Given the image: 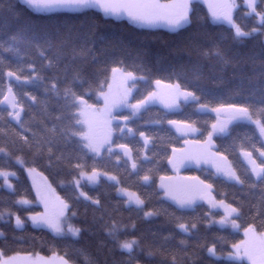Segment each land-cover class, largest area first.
Here are the masks:
<instances>
[{"label": "snow or ice", "instance_id": "1", "mask_svg": "<svg viewBox=\"0 0 264 264\" xmlns=\"http://www.w3.org/2000/svg\"><path fill=\"white\" fill-rule=\"evenodd\" d=\"M19 3L33 13L86 15L89 10H95L105 18H126L130 24L141 28L164 27L171 32H178L192 25L196 0H19ZM205 3L210 13V22L227 26L234 41L264 36V7H261L264 0H243L245 17L254 21L250 30H245L236 21L234 13L240 7L236 0H212L210 3L205 0ZM10 39L16 40V37ZM5 43L0 40V49L13 53L15 62L0 60V158L14 161L32 179L35 201L20 197L15 204H36L42 207L43 211H32L26 207L29 212L27 220L34 229H46L54 237H71L76 240L85 231H90L88 227L72 223L77 218L78 211L73 209L70 200L57 195L46 179L42 178L43 182L37 183L35 177H42V174L36 165L44 161L50 169L67 170L70 176L67 183L74 187L76 203H85V213L89 205L93 209L91 225L98 227L102 238L96 242L95 255L85 249L79 250L84 264H139V252H144L149 257L155 256L166 250L168 242L175 239L176 233L169 232L156 247L142 243L138 237L129 239L130 232L136 231V223L132 221L128 224L122 219L114 218V214H119L122 209L135 211L137 214L142 212L144 220L165 216L166 221L174 224L185 237L179 239L176 249L169 253L171 259L167 264H185L184 257L178 256V253L188 247L186 237L194 235L201 222L199 217L185 219V214L195 212L203 205H207L209 209L204 213L208 223L219 224L221 227L230 225L234 232H240L241 229L243 231V239L232 243L231 250L226 254H218L215 243L207 246L209 257L214 261H224L225 264H264V142L259 147L253 144L252 150L241 147L240 155L247 163L241 173L228 156L216 148L213 139L215 135L225 134L233 123H247L255 126L259 139L264 141V59L259 61V72L249 80L250 83H255L250 97H245V101L241 103H222L210 108L208 104L200 103V97L195 91L188 90L180 83V74L175 72L173 75L176 83L155 79V88L147 91L142 98H136L133 94L136 81L147 82L146 78L138 77L133 71L118 66L123 61H115L110 70L107 66H100L89 74L84 64L77 65L75 61L78 58L84 59L91 49H77L73 46L65 52L69 41L64 38L59 42L48 40L43 45H35L42 61L38 70L26 49L22 54L19 48L11 45L5 47ZM209 54L215 55L222 66L236 67L218 45L213 47L211 53H204L205 56ZM92 59L95 60V57ZM46 72H51L52 75L48 76ZM196 78L199 79L198 76ZM24 85L42 89L44 99L40 100L28 91H23L21 95ZM93 95L96 97L95 101L92 100ZM22 96L27 97L32 104H27ZM49 96L63 101L59 105V114L55 116L57 123L48 127L41 119L38 122L39 128L34 127L35 115L26 119L25 113L31 111L32 105L39 104L44 115L49 116ZM181 99L184 102H195L198 111L214 112L216 120L211 123V130L204 140L195 138L196 134L203 133L194 123L167 120L179 137L183 138L184 144L194 145L195 151L189 147H172L171 155H167L166 151L163 155H155L161 159L166 157L173 172L178 173L180 167L193 162L197 166L210 165L212 171L206 179L160 175L157 183L154 177L158 168L144 169L139 162L140 157L134 155V152L148 149L154 136L139 131L143 149L138 146L130 147L129 141L134 140L137 130L129 127V123L150 104L159 101L166 112H171L178 107ZM163 122V118L155 121L157 124ZM159 139L166 148L168 141L165 137L160 136ZM60 144H74V151L58 149L57 145ZM26 154H30V159L25 158ZM113 158L117 167L124 165L125 172L130 164L131 171L128 175L137 177L139 187L146 191L151 189L147 196L157 198L162 205L167 203L172 210L160 207L145 211L146 199L137 191L130 190V187L122 186L119 176L107 170ZM150 159L148 156L143 157L144 161ZM16 176L15 171L0 167V178L11 191L15 189L9 178ZM102 177L115 187L117 197L120 198L111 209L102 204L99 194L93 197L83 190L85 181L89 186L98 187L102 183ZM214 179H222L227 184L246 189V195L251 194L250 198L236 200L235 203L228 200L226 193H221L220 198H217L214 184L208 182ZM98 210L102 211L96 215ZM216 216L219 219H215ZM4 217H8L6 223L14 219L17 230L22 231L26 227V221L8 208L0 209V219ZM91 234L96 235L97 232ZM152 235L155 237L157 233L153 232ZM0 239L7 240L3 231H0ZM0 264H70V261L66 255H54L46 259L37 254L33 258L19 253L8 255L0 249Z\"/></svg>", "mask_w": 264, "mask_h": 264}, {"label": "trees", "instance_id": "2", "mask_svg": "<svg viewBox=\"0 0 264 264\" xmlns=\"http://www.w3.org/2000/svg\"><path fill=\"white\" fill-rule=\"evenodd\" d=\"M238 1L240 7L234 13L236 21L245 30H250L254 21L245 17L243 2L242 0ZM204 6L201 1L196 0L192 25L178 32H171L163 27L141 28L130 24L125 18H105L95 10H89L86 15L39 14L25 9L19 0H0V33H2L0 40L6 42L5 47L11 45L19 48L22 54L26 49L38 70L41 68L42 61L37 54L35 45H43L48 40L59 42L64 38L69 41L68 46L64 49L65 52H68L73 46L77 49H91L84 59L78 58L75 61L77 65L84 64L89 74L94 73L96 68L100 66H107L110 70L115 61H123L118 66L127 71H133L137 76L146 78L147 82L145 80L136 81L133 91L136 98H142L143 95L147 94V91L152 90L155 79L175 83L176 77L173 75L175 72L180 74V83L188 90L195 91L202 104L216 107L222 103L244 102L245 97L252 95L255 87V83H250L249 80L259 72V61L264 59L262 36L246 38L239 42L234 41L227 26L210 22L209 13ZM261 7H264V4ZM13 36L16 37V40L10 39ZM216 45L236 64V67L232 65L222 66L215 55H204L205 51L211 53ZM93 56L95 60L92 59ZM0 60L6 63L15 62L13 53L3 49H0ZM46 74L52 75L51 72H46ZM197 76L199 79L196 78ZM100 78L103 77L100 76ZM23 91L30 92L40 100L44 99L42 89L24 85L21 95ZM22 99L27 104H32L31 101L27 100V97L22 96ZM48 99L49 116L44 115L39 104L32 105L31 111L25 113L26 119L35 115L36 124L34 127L39 128L38 122L41 119L48 127L57 123L55 116L59 114V105L63 104V101L51 96ZM95 99L96 97L93 95L92 100L95 101ZM133 102L135 101L133 100ZM197 109V104L192 101L181 102L177 110L171 112H166L162 106L153 103L129 123V127L137 130L134 140L129 141L130 147L138 146L143 149V140L139 137V131H145L146 134L154 136V141L150 143L148 149L139 153L134 152V155L140 157L139 162L144 169L158 168L154 177L157 183L160 175H171L173 170L168 165L166 157L161 159L155 154L161 153L163 155L166 151L167 155H171L172 147H183V138L179 137L167 124V120L194 123L203 133V135L196 134L195 138L199 140L206 138L215 116L210 111L202 112ZM161 118L164 120L163 124L155 123ZM254 133L255 138H253ZM160 136L165 137L168 141L166 148L161 145ZM262 142L255 126L247 123H233L229 125L225 134L214 137L216 148L221 153L226 154L241 173L247 167L240 155L241 147L245 150H252L253 144L259 147ZM74 147V144L57 145L58 149L65 152L74 151ZM255 155L258 157V153ZM144 156L150 157V161H144ZM25 158L30 159V154H26ZM157 161H159L158 164ZM89 163L91 162L89 161ZM0 167L17 173L16 177L10 178L15 191L4 187L3 180L0 178V209L8 208L22 219H26L25 215L29 213L28 210L25 206H17L15 201L20 197L35 201L32 179L23 169L15 165L14 161L0 158ZM36 167L43 178L56 189L62 198L73 203V209L78 211V216L72 223L77 226L88 227L90 231H85L78 240L71 237L58 238L46 229H34L28 221H26V227L22 231L17 230L13 221L6 223L8 217H4V219H0V231L6 234L7 240L0 239V249L6 251L8 255L12 253L66 255L71 264H84L79 250L85 249L95 255L96 242L102 238V234L98 232V227L91 225L93 209L89 205L87 213H85V203H76L74 187L67 183L70 179L67 170L50 169L44 161H40ZM123 169V164L118 167L115 165L114 158L107 168L111 174L119 176L122 186L130 187V190L137 191L142 198L146 199L145 211L169 207L167 203L162 205L157 198L147 196V192H150L151 189L146 191L143 187H139L136 183L137 177L128 175V172L131 171L130 164L127 172ZM211 171V167L208 166L188 165L180 167L178 172L181 175L206 179ZM101 180L102 183L98 187L89 186L85 181L83 190L93 197L99 194L102 204L111 209L120 198L117 197L114 186H111L103 177ZM36 181L41 182L39 179ZM61 181H64L63 185ZM208 182L214 184L217 198H220L221 193H226L228 200L233 203L236 200H248L250 198L251 194L246 195V189L227 184L222 179L208 180ZM29 208L32 211L40 209L39 206ZM171 210L169 207V211ZM100 211L102 210H98L96 215H99ZM206 211H209L208 206L203 205L198 207L195 212L185 214V219L201 218L195 234L186 237L188 247L178 253V256L184 257L185 264H225L224 261H214L209 257L207 246L215 243L218 254L221 252L226 254L227 251L231 250V244L239 241L243 236L242 229L240 232H234L232 228L208 223L207 218L204 217ZM142 217V212L137 214L135 211L130 212L126 209H122L119 214H114V218L122 219L125 223L130 224L135 221L136 231L130 232L129 239L138 237L142 243L151 244L153 247L158 246L169 232H175V239L168 242L166 250H162L161 253L152 257L147 256L144 252L137 254L139 264H167V261L171 259L169 253L176 249L179 239L185 237L179 233L174 224L168 223L163 215L153 217L150 220H144ZM91 232H97V234L93 235ZM153 232L157 233L155 237L152 235Z\"/></svg>", "mask_w": 264, "mask_h": 264}, {"label": "rangeland", "instance_id": "3", "mask_svg": "<svg viewBox=\"0 0 264 264\" xmlns=\"http://www.w3.org/2000/svg\"><path fill=\"white\" fill-rule=\"evenodd\" d=\"M199 1H201L205 6L204 7H206L207 8V11H208V7H207V3H205V0H199ZM208 2L210 3V2H212V0H208ZM236 2L237 3H239V1L238 0H236ZM242 2H243V0H242ZM208 13H209V11H208ZM209 16H210V13H209ZM126 19V18H125ZM210 19H211V17H210ZM164 28V27H163ZM167 29V28H166ZM262 40H263V42H264V36H262ZM139 77V76H138ZM165 83H168V82H165ZM176 83V82H175ZM154 88H155V85H154ZM133 91H134V88H133ZM181 102H184L182 99L180 100V101H178V107L180 106V103ZM156 104H159L160 106H162L160 103H159V101H157V102H155ZM154 103V104H155ZM101 104H102V102H101ZM163 107V106H162ZM177 107V108H178ZM177 108H176V110H177ZM197 108H198V105H197ZM211 108V107H210ZM211 112V111H210ZM213 114H214V116H215V120H216V114L214 113V112H212ZM215 120L213 121V122H215ZM187 123V122H186ZM168 124V123H167ZM169 125V124H168ZM174 131H175V128L173 127V126H171V125H169ZM195 126V125H194ZM196 127V126H195ZM210 130H211V128H210ZM209 130V131H210ZM176 132V131H175ZM178 134V133H177ZM179 135V134H178ZM216 136V135H215ZM214 136V137H215ZM207 137V136H206ZM190 139L192 138L191 136L189 137ZM206 139V138H205ZM214 139V138H213ZM264 142V141H263ZM183 144V147L182 148H185V147H189V148H191L193 151H195V146L194 145H189V146H186L185 144H184V142L182 143ZM242 157V156H241ZM242 159L244 160V162L246 163V161H245V159H244V157H242ZM247 164V163H246ZM189 165H196L195 164V162H193V163H191V164H189ZM201 165H204V164H201ZM204 166H208V167H210V165H204ZM179 176V177H181V178H183V177H192L191 175L190 176H188V175H181V173L179 174V172L177 173V172H173L171 175H169V176ZM11 178V177H10ZM9 178V182L11 183V179ZM43 176L41 177V176H38V177H36L35 179L37 180V179H39L41 182H39V183H42L43 182ZM3 180V179H2ZM38 183V182H37ZM38 183V184H39ZM3 184V183H2ZM4 185V184H3ZM5 187V186H4ZM55 192H56V189H55ZM34 193H35V191H34ZM56 194L57 195H59V193L58 192H56ZM60 196V195H59ZM61 197V196H60ZM62 198V197H61ZM34 201V200H33ZM33 206H37L36 204H33V205H30V206H25V207H27V208H29V207H33ZM207 206V205H206ZM24 207V206H23ZM36 211H43V209H42V207H40V209H38V210H36ZM28 214L29 213H26V215H25V218L26 219H24L25 221H28L27 220V216H28ZM220 214H222V212L220 213ZM215 219H219V216H216L215 217ZM13 221V224H14V219L12 220ZM29 223H30V225H31V222L30 221H28ZM212 224H215V223H212ZM216 226H220L219 224H215ZM224 227H228V228H231V226L230 225H227V226H224ZM241 239H243V236H242V238ZM238 242V241H237ZM15 254H17V253H12V254H9V255H15ZM21 256H29V255H31L33 258L38 254V253H19ZM38 255H40V256H42V257H44V258H46V259H50V258H52L54 255L55 256H62V255H59V254H49V255H41V254H38ZM71 264V263H70Z\"/></svg>", "mask_w": 264, "mask_h": 264}]
</instances>
